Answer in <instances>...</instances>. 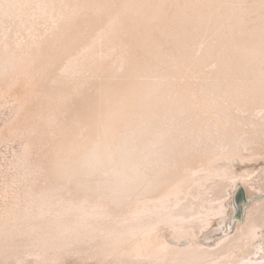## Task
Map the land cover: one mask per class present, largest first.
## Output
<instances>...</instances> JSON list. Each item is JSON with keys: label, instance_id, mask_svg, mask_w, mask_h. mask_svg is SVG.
Segmentation results:
<instances>
[{"label": "snow or ice", "instance_id": "1", "mask_svg": "<svg viewBox=\"0 0 264 264\" xmlns=\"http://www.w3.org/2000/svg\"><path fill=\"white\" fill-rule=\"evenodd\" d=\"M69 34L74 40L50 48ZM205 49L217 73L193 81L185 73ZM0 50L5 85L23 77L38 97H87L62 118L43 105L35 116L46 114L50 129L35 170L59 187L73 179L63 170L69 155L90 169L105 165L97 194L114 175L166 186L189 147L205 137L215 142L225 119L257 98L264 112V0H0ZM150 98L163 103L149 106ZM254 143L237 147L249 152ZM260 148L264 159V128ZM113 190L127 203L143 197L127 185ZM5 216L7 236L18 221L7 210ZM201 255L197 264H218L215 250Z\"/></svg>", "mask_w": 264, "mask_h": 264}, {"label": "bare ground", "instance_id": "2", "mask_svg": "<svg viewBox=\"0 0 264 264\" xmlns=\"http://www.w3.org/2000/svg\"><path fill=\"white\" fill-rule=\"evenodd\" d=\"M69 40H74L72 34L62 35L50 41V48ZM213 63L205 49L185 74L193 81L205 74L211 78L217 73ZM86 103V95L38 97L26 91L23 77L7 85L0 77V264H16L18 258L25 264H197L202 250L209 255L215 250L218 264H264V112L258 98L231 122L224 120L215 142L205 137L191 145L186 163L166 186L114 175L99 194L103 164L90 169L79 156L69 155L63 170L73 179L63 187L35 170L46 158L50 136L46 114L35 119L40 106H51L62 118ZM162 103L146 100L149 106ZM244 140L255 141L249 152L237 147ZM233 154L230 163L223 159ZM119 185L143 197L127 203L113 190ZM237 186L246 202L240 221H232ZM165 207L172 212L161 215ZM6 210L18 221L7 236ZM69 239L71 248L65 246Z\"/></svg>", "mask_w": 264, "mask_h": 264}, {"label": "water", "instance_id": "3", "mask_svg": "<svg viewBox=\"0 0 264 264\" xmlns=\"http://www.w3.org/2000/svg\"><path fill=\"white\" fill-rule=\"evenodd\" d=\"M246 202L245 197H244V192L241 186H237L234 189V193L232 196V204L234 206V212L230 216L229 220H235V221H240L242 217V207L241 205Z\"/></svg>", "mask_w": 264, "mask_h": 264}]
</instances>
